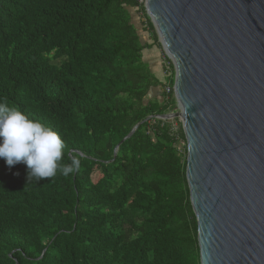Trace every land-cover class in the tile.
Listing matches in <instances>:
<instances>
[{
    "label": "trees",
    "instance_id": "obj_1",
    "mask_svg": "<svg viewBox=\"0 0 264 264\" xmlns=\"http://www.w3.org/2000/svg\"><path fill=\"white\" fill-rule=\"evenodd\" d=\"M160 48L139 0H0V102L80 161L28 181L0 158V264H201L182 124L157 118L176 106Z\"/></svg>",
    "mask_w": 264,
    "mask_h": 264
},
{
    "label": "water",
    "instance_id": "obj_2",
    "mask_svg": "<svg viewBox=\"0 0 264 264\" xmlns=\"http://www.w3.org/2000/svg\"><path fill=\"white\" fill-rule=\"evenodd\" d=\"M144 7L174 66L176 106L157 118L182 124L200 263L264 264V0Z\"/></svg>",
    "mask_w": 264,
    "mask_h": 264
},
{
    "label": "clouds",
    "instance_id": "obj_3",
    "mask_svg": "<svg viewBox=\"0 0 264 264\" xmlns=\"http://www.w3.org/2000/svg\"><path fill=\"white\" fill-rule=\"evenodd\" d=\"M63 149L58 132L0 102V158L9 168L24 163L28 181L51 179L58 171L68 176L79 169L80 161L73 157L70 164L61 165Z\"/></svg>",
    "mask_w": 264,
    "mask_h": 264
},
{
    "label": "rangeland",
    "instance_id": "obj_4",
    "mask_svg": "<svg viewBox=\"0 0 264 264\" xmlns=\"http://www.w3.org/2000/svg\"><path fill=\"white\" fill-rule=\"evenodd\" d=\"M137 20V19H136ZM165 57H166V55H165V53H164V50H163V48L161 47L160 49H157L156 51H154V55H153V60L154 61H157V62H162V61H164L165 60ZM164 72H165V70L163 69V68H159V70L157 71V76L159 77V78H163V76H164ZM180 121V120H179ZM181 122V121H180Z\"/></svg>",
    "mask_w": 264,
    "mask_h": 264
},
{
    "label": "built area",
    "instance_id": "obj_5",
    "mask_svg": "<svg viewBox=\"0 0 264 264\" xmlns=\"http://www.w3.org/2000/svg\"><path fill=\"white\" fill-rule=\"evenodd\" d=\"M145 1H146V0H139V2L142 3V4H145ZM165 90H166V92H170V87L167 86V87L165 88Z\"/></svg>",
    "mask_w": 264,
    "mask_h": 264
},
{
    "label": "crops",
    "instance_id": "obj_6",
    "mask_svg": "<svg viewBox=\"0 0 264 264\" xmlns=\"http://www.w3.org/2000/svg\"><path fill=\"white\" fill-rule=\"evenodd\" d=\"M152 55H153V53H152ZM149 59V58H148ZM154 64H156V62H154ZM156 69H157V67H156Z\"/></svg>",
    "mask_w": 264,
    "mask_h": 264
}]
</instances>
